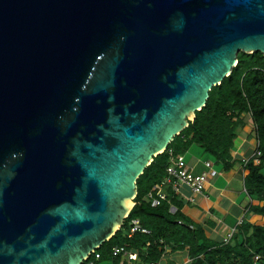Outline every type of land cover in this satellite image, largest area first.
Wrapping results in <instances>:
<instances>
[{"label":"water","instance_id":"obj_1","mask_svg":"<svg viewBox=\"0 0 264 264\" xmlns=\"http://www.w3.org/2000/svg\"><path fill=\"white\" fill-rule=\"evenodd\" d=\"M240 51L264 0H0V264H83Z\"/></svg>","mask_w":264,"mask_h":264},{"label":"trees","instance_id":"obj_2","mask_svg":"<svg viewBox=\"0 0 264 264\" xmlns=\"http://www.w3.org/2000/svg\"><path fill=\"white\" fill-rule=\"evenodd\" d=\"M246 115L252 119L261 154L259 163L249 158L244 165V182L250 196L258 200L249 210L264 217V56L260 52L240 51L238 64L231 74L212 87L206 105L196 111L189 125L140 175L135 205L123 226L96 250L99 261H116L113 246L127 245L140 251L144 264L161 261L166 246L171 253L186 250L188 264H264V223L243 220L228 242L215 241L206 236L202 225L194 223L183 212L184 203L175 193L169 192L167 199L157 206L148 198L149 192L166 176L170 158L184 155L192 146L200 148L215 164L230 168L238 131L248 122ZM171 204L177 208L174 213L170 211ZM134 218L150 233L136 232L128 237L129 221Z\"/></svg>","mask_w":264,"mask_h":264},{"label":"crops","instance_id":"obj_3","mask_svg":"<svg viewBox=\"0 0 264 264\" xmlns=\"http://www.w3.org/2000/svg\"><path fill=\"white\" fill-rule=\"evenodd\" d=\"M247 124L238 131L231 152L232 166L228 169L222 164H215L202 153L197 146L190 147L184 157L189 172L200 174L207 171L206 161H212L213 172L208 176L202 193H194L188 184L182 183L175 192L170 186L164 188L166 194L175 193L184 203L183 212L196 224L202 225L207 237L222 241L230 231L237 227L240 219L251 223L263 224L264 217L253 213L251 205L258 200L250 196L244 182L243 161L252 158L256 148V136L253 133V122L249 115ZM245 188V189H244ZM239 228V227H238ZM237 228V229H238ZM112 262V260H109ZM100 262V261H99ZM188 264L187 251L167 253L162 256L160 264Z\"/></svg>","mask_w":264,"mask_h":264},{"label":"built area","instance_id":"obj_4","mask_svg":"<svg viewBox=\"0 0 264 264\" xmlns=\"http://www.w3.org/2000/svg\"><path fill=\"white\" fill-rule=\"evenodd\" d=\"M256 141V148L252 158L254 159L255 163H259L258 157L261 153L259 150V139L257 137ZM248 160L249 158L243 161V166L246 165ZM213 165L214 163L208 160L205 162V166L208 168L207 171H204L200 174H193L188 170L184 155H178L176 157L172 156L168 163L166 176L159 184L155 185L153 190L148 194V198L151 200V204L153 206H157L161 203L162 200L167 199V194L164 190L166 186H170L173 191L178 192L180 185L184 183L188 184L194 193H202L203 189L205 188L208 176L212 173H215L213 172ZM176 210L177 208L173 204H171L170 211L174 213ZM242 222L243 219H240L237 225H241ZM136 232L149 234L150 230L146 227H143L139 219L134 218L129 221L128 237H131ZM234 232H236V227L230 231V233L223 239V241L228 242ZM145 252L147 253V251ZM167 253H171V249L168 246L165 247L164 255H166ZM112 254L113 257L117 260L115 261L114 259L111 264H144L140 258V251L138 249L128 248L127 245L113 246ZM257 258L258 257H255V259ZM99 260L100 254L96 253L95 251L89 256L86 261H89L88 264H96ZM149 264H160V261H154Z\"/></svg>","mask_w":264,"mask_h":264},{"label":"rangeland","instance_id":"obj_5","mask_svg":"<svg viewBox=\"0 0 264 264\" xmlns=\"http://www.w3.org/2000/svg\"><path fill=\"white\" fill-rule=\"evenodd\" d=\"M168 187H166V189H167ZM165 189V190H166ZM97 264H111V262L109 261V260H103V261H100V262H98Z\"/></svg>","mask_w":264,"mask_h":264},{"label":"clouds","instance_id":"obj_6","mask_svg":"<svg viewBox=\"0 0 264 264\" xmlns=\"http://www.w3.org/2000/svg\"><path fill=\"white\" fill-rule=\"evenodd\" d=\"M243 223V222H242ZM240 225H238L237 227H236V231H237V228L239 227ZM222 241H223V239H222ZM224 242V241H223Z\"/></svg>","mask_w":264,"mask_h":264}]
</instances>
